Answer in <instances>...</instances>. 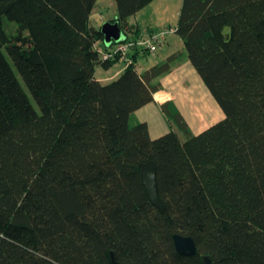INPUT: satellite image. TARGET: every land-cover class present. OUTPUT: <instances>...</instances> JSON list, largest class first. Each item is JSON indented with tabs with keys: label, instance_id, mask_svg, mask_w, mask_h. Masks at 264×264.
<instances>
[{
	"label": "trees",
	"instance_id": "16d2710c",
	"mask_svg": "<svg viewBox=\"0 0 264 264\" xmlns=\"http://www.w3.org/2000/svg\"><path fill=\"white\" fill-rule=\"evenodd\" d=\"M152 1L114 0L109 21L128 40L152 34L128 22ZM96 2L0 0V264H113L110 251L130 264H264V0H182L184 50L142 72L133 51L106 83L95 70L118 59L94 48L106 46ZM184 57L224 117L192 134L165 108L184 138H151L135 111ZM150 160L163 210L141 182ZM175 233L196 253H178Z\"/></svg>",
	"mask_w": 264,
	"mask_h": 264
},
{
	"label": "crops",
	"instance_id": "0c3cea01",
	"mask_svg": "<svg viewBox=\"0 0 264 264\" xmlns=\"http://www.w3.org/2000/svg\"><path fill=\"white\" fill-rule=\"evenodd\" d=\"M103 21L104 19L101 18V22ZM138 28L139 33L144 34L139 26ZM151 32L154 31L152 30ZM133 34V32L130 33L131 36ZM170 42L166 41L159 49L163 53L161 57L159 53L149 54L138 50L135 67L138 61L142 62L139 68L136 67L137 71L142 72L168 55L184 50L183 41L180 37L178 39L171 37ZM146 54L148 58L152 57L153 61L150 62L144 56ZM99 67L95 70V77L99 81L106 83L120 74L124 69V63L122 67L110 73H108L110 68L106 69L105 73H98ZM160 84V88L153 94L154 100L135 111V118L147 123L151 138H157L171 129L176 131L178 135L181 132L173 120H170L165 108L166 110L178 111L192 134H198L222 119V109L186 57L173 67L169 73L160 78ZM155 94H161L162 99H158Z\"/></svg>",
	"mask_w": 264,
	"mask_h": 264
},
{
	"label": "rangeland",
	"instance_id": "374dc122",
	"mask_svg": "<svg viewBox=\"0 0 264 264\" xmlns=\"http://www.w3.org/2000/svg\"><path fill=\"white\" fill-rule=\"evenodd\" d=\"M181 3L182 0H153L148 5L143 7L141 10L131 15L128 18V22L130 24L132 23L134 25L139 26L144 34L149 32L151 33L152 30L154 32H157L167 29L169 27H175L177 23L178 13L181 7ZM116 11H117L116 4L114 0H97L94 10L92 11L90 23L93 24L96 28H100L103 22H106L114 18ZM100 17L104 19L103 22H101ZM3 28L9 37H13L14 35L19 34L17 23L8 20L5 16L3 17ZM25 34L26 32H23V35ZM171 37L174 39H178L179 36L176 33L168 34L166 35V39L164 42L166 41L170 42ZM157 53H159L160 57L163 56L161 50H158ZM144 56H146L150 62L153 61V58L152 57L148 58L147 54ZM8 59L14 71L18 75V72L13 62L9 57ZM141 62L142 61H138V64L136 65L137 68L140 67ZM122 66H123V62L119 61L110 67V71L108 73L113 72ZM105 70H106L105 68L99 67L98 73H102V72L105 73ZM18 77L21 81L22 86L25 88L19 75ZM30 99L34 104V106L36 107L33 98L30 97ZM223 117H224V113L222 111V118ZM179 136L180 138H184V135L181 132H179Z\"/></svg>",
	"mask_w": 264,
	"mask_h": 264
},
{
	"label": "water",
	"instance_id": "95a60500",
	"mask_svg": "<svg viewBox=\"0 0 264 264\" xmlns=\"http://www.w3.org/2000/svg\"><path fill=\"white\" fill-rule=\"evenodd\" d=\"M100 31L103 34V41L106 46H109L114 42L123 41L125 38L118 22L106 21L102 24ZM139 166L140 178L144 186L145 194L157 208L163 210L165 208V203L158 190L156 163L153 160H150L145 163H140ZM172 238L175 249L178 253L187 256L196 253L197 246L191 236L175 233L173 234ZM110 258L113 264H130L127 262L118 261L113 251H110ZM202 258L204 264H211V260L208 255H204Z\"/></svg>",
	"mask_w": 264,
	"mask_h": 264
},
{
	"label": "built area",
	"instance_id": "2783aa9c",
	"mask_svg": "<svg viewBox=\"0 0 264 264\" xmlns=\"http://www.w3.org/2000/svg\"><path fill=\"white\" fill-rule=\"evenodd\" d=\"M175 33V27L147 34L138 39H126L123 41L114 42L109 46H104L101 41L94 43V48L98 51L102 60H115L124 63V67L133 62L131 54L133 51H147L150 54H155L165 43L166 35Z\"/></svg>",
	"mask_w": 264,
	"mask_h": 264
},
{
	"label": "bare ground",
	"instance_id": "6f19581e",
	"mask_svg": "<svg viewBox=\"0 0 264 264\" xmlns=\"http://www.w3.org/2000/svg\"><path fill=\"white\" fill-rule=\"evenodd\" d=\"M156 95V97L158 98V99H162L161 98V94H155Z\"/></svg>",
	"mask_w": 264,
	"mask_h": 264
}]
</instances>
